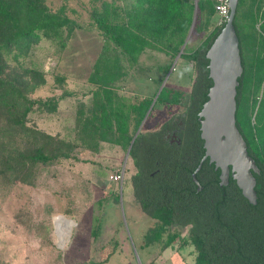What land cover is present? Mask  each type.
Instances as JSON below:
<instances>
[{
	"label": "trees",
	"instance_id": "trees-1",
	"mask_svg": "<svg viewBox=\"0 0 264 264\" xmlns=\"http://www.w3.org/2000/svg\"><path fill=\"white\" fill-rule=\"evenodd\" d=\"M255 1L239 0L233 23L243 66L236 94V125L260 171L254 173L256 204H250L242 195L231 174L226 186L219 184L216 175L207 179L206 172L213 171L208 159L196 173L203 190H196L191 173L204 153L200 130L192 136L199 148L191 167L181 165L177 155L166 160L170 156L165 154L169 147L165 140H160L163 162L160 178H149L143 166L145 154L138 144L147 134L137 136L130 149V156L139 168V175L133 177L136 202L146 215L157 221L153 240L159 241L162 233L169 231L165 242L169 245L180 236V229L186 227L184 243L194 247V264H264V7ZM138 3L136 9L124 10L113 1L101 0L99 7L91 10V19L105 40L102 68L107 73L98 75L102 84L115 81L121 57L133 63L149 47L174 58L185 41L192 23L194 0H140ZM215 12L214 0H197L193 30H202L207 21L202 22V14ZM224 24L217 25L199 45L185 48L180 55L196 69L194 85H206L195 113L207 101L212 85L206 52ZM65 27L73 29L80 25L51 11L44 0H0V174L12 183L33 185L38 166L74 156L76 142L57 139L27 124V117L38 102L30 93L44 83V76L40 70L26 65L23 58L41 37L55 41ZM169 68L170 63L162 67L164 74ZM170 92L163 88L157 101L178 102L180 94L172 96ZM106 98L93 101L94 110L84 125L90 132L89 138L129 145L132 136L126 133V128L130 116L136 131L152 98L129 106L128 115H124L123 107L118 106L120 110L113 105L111 96ZM166 125L149 132V137L162 139ZM79 126L82 133V122ZM80 140L82 144V137ZM149 153L151 163L158 159ZM181 170L188 175L180 176Z\"/></svg>",
	"mask_w": 264,
	"mask_h": 264
},
{
	"label": "rangeland",
	"instance_id": "rangeland-1",
	"mask_svg": "<svg viewBox=\"0 0 264 264\" xmlns=\"http://www.w3.org/2000/svg\"><path fill=\"white\" fill-rule=\"evenodd\" d=\"M44 1L51 11L80 27L63 28L55 41L41 37L23 58L26 65L44 76V83L30 93L38 102L27 124L57 139L76 142L77 147L71 158L38 166L33 185L12 183L0 174V264H194V247L184 243L186 227L169 245L165 244L169 231L163 232L159 241L153 240L157 221L132 202L130 178L135 168L126 154L128 145L92 140L85 130L94 110L93 101L103 100L100 87L106 85L98 76L107 73L102 68L104 35L90 16L101 0ZM107 1L125 10L136 9L140 0ZM255 2L264 7V0ZM201 20L207 21L202 30L192 28L183 51L199 45L219 25L216 12L202 14ZM174 58L149 47L133 63L121 57L115 81L108 86L121 89H107L114 104L119 99L129 103L144 97L153 99L168 72L164 74L162 67L168 63L171 66ZM194 78L192 64L179 57L165 86L187 89ZM175 111L174 106L158 104L147 117L146 128ZM116 169L124 171L122 181L110 180ZM56 216L72 222L68 229L63 227L62 237L57 231ZM65 221L61 223L66 225Z\"/></svg>",
	"mask_w": 264,
	"mask_h": 264
},
{
	"label": "water",
	"instance_id": "water-1",
	"mask_svg": "<svg viewBox=\"0 0 264 264\" xmlns=\"http://www.w3.org/2000/svg\"><path fill=\"white\" fill-rule=\"evenodd\" d=\"M228 1V19L206 52V57L209 60L208 68L212 85L208 91V99L199 112L200 136L204 141L203 147L205 152L198 166L192 172V179L197 185V190H201L202 187L196 178V172L200 169L202 162L208 158L210 163H214L215 169H220L219 184L221 186L227 185L231 174L242 195L250 204L254 205L257 198L255 190L256 177L254 173L258 174L260 171L253 157L248 154L246 141L236 125L235 117L237 109L236 94L239 85L238 78L243 73L239 38L233 23L239 0ZM196 8L197 0H194L193 19L185 41L134 133L127 148V156H129L132 144L140 133L157 95L165 85L166 79L172 72L176 60L183 52V48L188 41L194 25Z\"/></svg>",
	"mask_w": 264,
	"mask_h": 264
},
{
	"label": "flooded vegetation",
	"instance_id": "flooded-vegetation-1",
	"mask_svg": "<svg viewBox=\"0 0 264 264\" xmlns=\"http://www.w3.org/2000/svg\"><path fill=\"white\" fill-rule=\"evenodd\" d=\"M188 63L191 64V62H189V61H188ZM173 69H174V67H173ZM193 70H195V78H196V69L194 67H193ZM195 78L193 79V83L191 85H189V87L187 89H182L180 86H177V85H169V86L164 85L162 87L161 91L163 90V88H167L171 91L170 93L172 96H174V94H180L178 102L168 101L165 103H160L157 101V98L160 94L159 93L157 95L155 102H154V104H153V106H152L147 117H149L153 114L152 112L154 111V108L158 104H162V105L165 104L167 106H174L177 111L171 113L167 117V119L158 123V125L156 126L155 129H149V130L146 128L144 130L141 129L140 133L138 134V136L140 134H147L145 137H143L139 141L138 148L142 150L143 156L145 154L143 166H144L145 171H148L147 175L149 176V178L150 177L153 179L160 178V176L163 175V170L161 169L162 168L161 165L163 164V162H162V158H160L161 157L160 155L162 153V147H161L162 144H161L160 140H163V142L165 140L167 143L166 145L169 147L167 153L165 152V154H168L170 156L166 157V160H172L174 155H177L178 158L181 160V165L185 164V165H189L190 167L197 160V152H198V148H199V143L197 141H195L192 138V136H193V134L197 133L198 130H200V117H199L200 111L195 113V109H196V103H198L199 99L202 98L204 93H205V86L206 85H194L195 81H196ZM160 86H159V88H160ZM159 88L157 89V91L159 90ZM157 91H156V93H157ZM156 93H155V95H156ZM155 95H154V97H155ZM154 97H153V99H154ZM197 124H198V126H197ZM164 125H166V127L162 131V136H161L162 139L149 137L150 136L149 132L160 130ZM200 139H201V136H200ZM203 143H204V141L202 140V142H200V146L204 150ZM147 152H148V154L146 155ZM149 152H152V155H155V157L158 158L153 163H151V155ZM204 152H205V150H204ZM203 155H204V153H203ZM129 156H130V153H129ZM130 157H131V160L133 162V166L135 168V170L133 171V174L131 175V178H130L131 182L130 183H131V189H132V194H133L132 196L136 202V193H135V186L133 183V181H134L133 177H135L136 175H139V168L136 166L134 158L132 156H130ZM146 157H147V159H146ZM202 157H201V159H202ZM206 159H208V158H206ZM208 161H209V159H208ZM209 164L210 165L213 164V171L206 172L207 179L210 177H215V175H216L218 177V182H219L220 181L219 180L220 169L219 168L215 169L214 163L209 162ZM179 174H180V176H183V175L187 176L188 172L181 170ZM191 177H192V173H191ZM195 186H196V190H197V185L195 184ZM223 186H226V185H223ZM202 190L203 189H201L199 191L197 190V191L200 192Z\"/></svg>",
	"mask_w": 264,
	"mask_h": 264
},
{
	"label": "crops",
	"instance_id": "crops-1",
	"mask_svg": "<svg viewBox=\"0 0 264 264\" xmlns=\"http://www.w3.org/2000/svg\"><path fill=\"white\" fill-rule=\"evenodd\" d=\"M182 59V58H181ZM176 63V62H175ZM173 71V70H172ZM109 85H102V87H100L101 89L103 88V91H102V99L103 100H105V99H107L106 97H108V96H111L109 93L110 92H105L107 89H110V87H111V89H121L120 87H118V86H116V85H110V87H108ZM116 87V88H112V87ZM100 88H98V89H100ZM123 88V87H122ZM109 91V90H108ZM96 93V92H95ZM113 93V92H112ZM119 95H120V93H118ZM124 94V93H123ZM113 95V94H112ZM101 99V98H100ZM117 99H119V97L117 98ZM145 99H147L146 97H144V98H141V99H139V101H137V102H132V103H129V102H124V101H122L121 99H119L120 101L119 102H116L115 104H114V102L112 101V103H113V105H116V106H119V107H123V108H125L124 109V115H128V112H129V106H131V105H139V103H141V102H143ZM111 100H112V98H111ZM118 109H120V108H118ZM121 110V109H120ZM119 112H121V111H119ZM124 115H122V116H124ZM124 118V117H123ZM132 118H133V116H130V122H129V124H128V127L126 128V133L128 134V135H131L132 137H133V135H134V133L136 132L135 130H134V125H133V120H132ZM113 120V119H112ZM148 120H149V118H146L145 119V121H144V123H143V127H145L146 128V123L148 122ZM113 123H114V120H113ZM158 124H154V126H150V127H147L146 129H155L156 128V126H157ZM138 128V127H137ZM142 129V128H141ZM86 130V129H85ZM137 130V129H136ZM117 145H119V146H122L121 144H117ZM116 170H119V169H116ZM115 170V171H116ZM133 197V196H132ZM132 202L134 203V205L135 206H137L140 210H141V212H143L142 211V209H141V207L135 202V200L133 199L132 200ZM144 213V212H143ZM145 214V213H144ZM103 261H105L106 260V258L105 259H102ZM36 262V261H35ZM49 262V261H48ZM92 262H94L95 264H97V262H95V261H92ZM17 264V263H16ZM20 264H23V261H20ZM49 264H54V262H49ZM58 264H61V263H58Z\"/></svg>",
	"mask_w": 264,
	"mask_h": 264
},
{
	"label": "built area",
	"instance_id": "built-area-1",
	"mask_svg": "<svg viewBox=\"0 0 264 264\" xmlns=\"http://www.w3.org/2000/svg\"><path fill=\"white\" fill-rule=\"evenodd\" d=\"M228 0H215L214 7L219 16V24L225 23L229 16ZM124 178L123 170H116L110 175V180L114 182L122 181Z\"/></svg>",
	"mask_w": 264,
	"mask_h": 264
},
{
	"label": "bare ground",
	"instance_id": "bare-ground-1",
	"mask_svg": "<svg viewBox=\"0 0 264 264\" xmlns=\"http://www.w3.org/2000/svg\"><path fill=\"white\" fill-rule=\"evenodd\" d=\"M64 221L65 220L63 219L62 216H56L55 217L57 231L61 235V237L63 236V233H64L63 227H67V229H68V227L72 224L71 221H69V222L65 221L66 225L65 224H62L61 222H64Z\"/></svg>",
	"mask_w": 264,
	"mask_h": 264
}]
</instances>
